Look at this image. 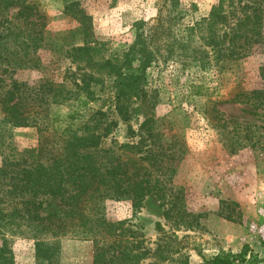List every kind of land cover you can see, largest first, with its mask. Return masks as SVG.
<instances>
[{
  "label": "rangeland",
  "instance_id": "obj_1",
  "mask_svg": "<svg viewBox=\"0 0 264 264\" xmlns=\"http://www.w3.org/2000/svg\"><path fill=\"white\" fill-rule=\"evenodd\" d=\"M72 2L90 16L86 39L98 42L99 52L107 58L124 59V53L130 51L131 65L122 68L140 76L139 88H145V93L142 90L130 99L127 120L111 109L108 121L114 120V124L102 143L131 144L140 138L149 141L157 137L159 142L182 148L174 161L172 183L183 189L188 213L184 224L172 225L166 220L164 208L152 194L137 207L129 200L105 202L106 216L123 222L127 230L123 240L139 254L136 264H210L217 253L241 251L247 260L257 255L256 264H264V11L251 12L257 4L253 0H233L231 15L227 0H0V54L16 39L29 40L31 22L49 44L38 49L41 63L36 68L16 69L7 62L8 55H0L1 92L13 81L34 85L51 79L68 88L73 86L69 74H78L79 69L65 53L71 45L83 43L84 37L77 19L64 11ZM216 5L229 21L217 30L221 45H227L226 33L231 27L240 33L249 30L245 34L253 43L251 53L236 60L220 57L216 62L221 48L202 46L206 61L183 65L170 47L173 38L187 41L188 29L207 18ZM159 14L174 19L165 23L161 33L153 34ZM138 21L143 23V36L149 39L130 48ZM203 26L200 24L192 36L194 42H199L200 33L207 34ZM18 28L23 32L17 38ZM143 48L150 50L147 56ZM142 55L148 60L146 66L140 63ZM104 91L101 96H106L107 89ZM252 91L262 92L247 99L246 94ZM109 103L106 96L104 101L95 100L93 106L106 109ZM55 109L65 113L67 106ZM147 118L151 121L144 124ZM148 124L154 137H148ZM38 139L34 127L12 131V146L17 150L37 147ZM1 160L0 154V165ZM30 197L26 194L12 201L3 196L1 206L10 215L17 210L16 200ZM35 199L43 204L42 213L62 205L58 197L39 195ZM222 200L236 203L231 206L234 221L217 213ZM20 205V211L26 207ZM231 207L223 210L229 212ZM9 215L0 221V246L5 240L4 253L14 264H34V241L24 236L23 229L5 224L14 220ZM59 243V264H93L91 240L68 235Z\"/></svg>",
  "mask_w": 264,
  "mask_h": 264
},
{
  "label": "trees",
  "instance_id": "obj_2",
  "mask_svg": "<svg viewBox=\"0 0 264 264\" xmlns=\"http://www.w3.org/2000/svg\"><path fill=\"white\" fill-rule=\"evenodd\" d=\"M253 3L257 4L251 12L264 11V0H253ZM227 4L231 15L235 9L233 0H227ZM220 10L218 5L213 6L207 18L190 27L187 41L173 38L170 47H174L175 59L183 65L194 61L205 62L207 52L202 46L221 48L217 52L216 62L222 59L220 57L236 60L251 53L253 43L245 34L249 30L240 33L231 27L226 33L227 45H221L217 30L229 24V21ZM64 11H70L77 19L79 33L84 37L83 43L71 45L65 53L79 69L78 74L74 71L69 74L73 86L68 88L51 79L34 85L13 81L4 92L0 91V221L9 215L1 206L5 202L3 196L14 201L16 197L28 194L30 198L16 200L17 210L9 215L14 220H6L5 224L23 229L27 233L24 236L34 241V264H59V241L68 235L92 241L93 264H136L139 254L132 252L127 240H123L127 234L123 222L110 220L106 216L105 202L129 200L132 206L137 207L147 195L152 194L164 208L166 220L172 221V225L179 222L184 224L188 213L183 189L172 183L174 161L181 156L182 148L159 142L150 133V124L148 137L154 138L149 141L140 138L131 144L114 141L105 146L102 143L114 124V120L108 121L111 111H116L122 119L127 120L130 116V99L145 88H139L140 76L122 68L124 64L128 67L131 65L133 56L128 57L130 51L125 52V58L120 60L105 57L99 52L98 42L86 39L90 33V16L75 2L66 4ZM173 19L170 16L163 18L159 14L155 25L157 30L153 34L161 33L165 23ZM142 24L136 22L139 31L136 30L135 41L130 48H135L138 43L145 44L149 39L141 32ZM200 24L206 25L203 29L207 34L200 33L197 36L199 42H194L192 36ZM22 32L18 28L15 36L18 38ZM27 32L29 40L16 39L11 48L6 47L5 52L0 54L8 55L7 62L16 69L39 67L41 62L36 53L49 45L42 32L35 28L34 22H31ZM255 34L258 36L257 32ZM142 51L146 56L150 52L147 48ZM144 55L139 57L142 66L148 65ZM106 89L110 101L108 107L93 106L95 100H105L106 96L101 95ZM259 92L262 91H252L246 97L248 99ZM63 105L67 106L65 113L53 110ZM148 121L151 119L147 118L144 124ZM26 127L36 128L39 134L37 147L17 150L12 146V131ZM39 195L58 197L62 205L42 213L43 204L35 199ZM20 204L26 206L21 211ZM220 205L217 213L234 221L231 206L236 203L222 200ZM228 207H231V211L225 212L223 209ZM4 244L5 240L0 246V264H14L12 258L5 255ZM235 260H239L238 264L259 262L257 255L247 260L245 251L238 254L220 252L209 261L210 264H234Z\"/></svg>",
  "mask_w": 264,
  "mask_h": 264
}]
</instances>
